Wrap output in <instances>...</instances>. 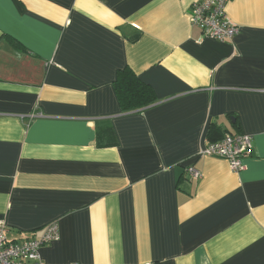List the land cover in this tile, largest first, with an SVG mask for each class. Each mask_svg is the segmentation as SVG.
Segmentation results:
<instances>
[{"label":"crops","instance_id":"0c3cea01","mask_svg":"<svg viewBox=\"0 0 264 264\" xmlns=\"http://www.w3.org/2000/svg\"><path fill=\"white\" fill-rule=\"evenodd\" d=\"M194 1L0 0V219L57 222L45 264H264V0L228 1L224 41ZM125 67L154 102L122 109ZM225 132L241 170L201 154Z\"/></svg>","mask_w":264,"mask_h":264},{"label":"built area","instance_id":"2783aa9c","mask_svg":"<svg viewBox=\"0 0 264 264\" xmlns=\"http://www.w3.org/2000/svg\"><path fill=\"white\" fill-rule=\"evenodd\" d=\"M228 1L196 0L190 5V22L200 29L203 37L224 41L236 34L238 27L230 21L226 12ZM250 153L251 136L240 132H225L217 139H209L201 150V154L224 158L233 171L245 167L243 160ZM187 171L194 178L201 175L193 166L187 167ZM7 230L6 222L0 219V264H45L40 248L59 239L56 221L48 223L40 235L19 241L9 240Z\"/></svg>","mask_w":264,"mask_h":264},{"label":"trees","instance_id":"16d2710c","mask_svg":"<svg viewBox=\"0 0 264 264\" xmlns=\"http://www.w3.org/2000/svg\"><path fill=\"white\" fill-rule=\"evenodd\" d=\"M114 88L123 110L142 108L155 100L152 88L142 82L128 67L117 72ZM101 143H109L103 135Z\"/></svg>","mask_w":264,"mask_h":264}]
</instances>
